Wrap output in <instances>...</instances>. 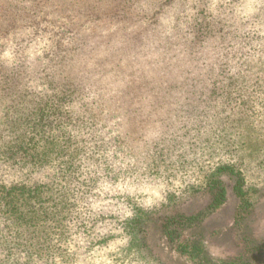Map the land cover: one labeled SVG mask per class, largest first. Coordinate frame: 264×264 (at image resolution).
Listing matches in <instances>:
<instances>
[{
	"label": "rangeland",
	"instance_id": "1",
	"mask_svg": "<svg viewBox=\"0 0 264 264\" xmlns=\"http://www.w3.org/2000/svg\"><path fill=\"white\" fill-rule=\"evenodd\" d=\"M246 91L254 103L241 114L256 111L263 138L264 0H0V179L40 186L25 227L4 229L0 218V264H219L240 255L264 264L232 227L230 184L220 208L182 228L180 241H202L203 257L183 253L163 227L208 207L202 178L232 154L226 116ZM34 122L41 133L28 129ZM17 134L29 158L40 146L44 165L7 160ZM248 180L262 188L250 223L262 241L264 168L251 165Z\"/></svg>",
	"mask_w": 264,
	"mask_h": 264
},
{
	"label": "trees",
	"instance_id": "2",
	"mask_svg": "<svg viewBox=\"0 0 264 264\" xmlns=\"http://www.w3.org/2000/svg\"><path fill=\"white\" fill-rule=\"evenodd\" d=\"M256 75H258V78L261 77L260 73ZM248 79H255V76L248 77ZM253 83L257 84L256 88L263 87L258 80ZM231 93L232 92L228 93L230 97ZM246 95H248V98L245 99ZM250 97L249 91L244 92L241 96H236V99L241 98V101L238 102V113L234 112L233 108L236 107H233L231 108L233 110H231V112L226 116L234 122L230 133H236L237 135L236 139H229L227 144H225L228 148L227 151L231 149L232 154L227 156L225 159L218 161L203 175L202 185L206 194L210 196V203L208 207L198 211L197 213L189 215L178 214L169 216L166 217L163 222V227L169 240L175 242L179 250L194 259H197V257H203L202 255L206 252L205 246L202 241H199V239L192 240L189 243H183L180 241L181 232L183 230L182 228L193 227L203 222L213 211L220 208L227 199L229 184L232 185V190L237 198L232 227L236 231V234L241 238V241H243L245 251L253 254H264V238L262 241L255 239L252 235L253 230L250 224L251 220L255 216L254 211L257 201L262 193V188L255 182L249 183V171L251 169V165H254L256 168L258 167V169L264 168V166H261L264 163V136L263 138H258L256 135V127L254 125L257 113L252 110L250 115L241 114V112H246L245 108H247V111L252 109L254 101H250ZM43 109L45 108L38 107L36 105L34 114L39 115L37 116L39 121L43 119ZM235 122L241 124H235ZM244 122L246 123L244 124ZM38 125H40V123L34 122V124H32L28 129H31V131H34L35 129L37 133L38 131L41 133L43 128H40ZM13 126L9 125L11 133L15 134L18 129H12ZM19 137V134H17V138L15 139L16 143L6 147L10 152L9 154L7 153V160L15 159V161H12L19 163L21 167H28V164L44 165L47 161V157H44L45 154H42V152L39 151L40 146L38 145L39 149L37 157L29 158L23 152L25 144H27L28 140L25 137ZM18 153H20V155L16 158ZM39 184L42 185L41 183ZM39 187L40 186L38 184L31 186L29 183L21 181L14 184H6L0 179V218L4 223V229L7 225H10V222L22 228L27 225L26 205L32 193L39 196V193L37 192ZM219 264L255 263H253L248 257L240 255L230 259H222Z\"/></svg>",
	"mask_w": 264,
	"mask_h": 264
}]
</instances>
